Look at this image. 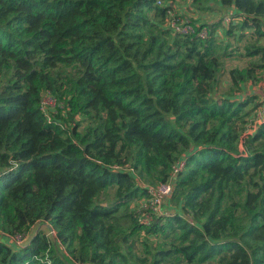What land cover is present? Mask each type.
<instances>
[{
  "label": "trees",
  "instance_id": "1",
  "mask_svg": "<svg viewBox=\"0 0 264 264\" xmlns=\"http://www.w3.org/2000/svg\"><path fill=\"white\" fill-rule=\"evenodd\" d=\"M215 1L201 38L168 10L213 0H0V235L44 225L0 264H264V0Z\"/></svg>",
  "mask_w": 264,
  "mask_h": 264
},
{
  "label": "built area",
  "instance_id": "2",
  "mask_svg": "<svg viewBox=\"0 0 264 264\" xmlns=\"http://www.w3.org/2000/svg\"><path fill=\"white\" fill-rule=\"evenodd\" d=\"M169 16V28L172 30L173 33L181 34V35H193L197 34L201 38H205L207 36L206 28H200L197 30L192 24L187 22L183 17H181L178 13H176L175 9L168 10ZM229 18H225V22H228ZM259 99H260V106L257 110V117L255 122L260 123L264 117V82L260 84L259 87ZM57 100L49 93H43L41 97V109L47 118L48 121L53 119V116L58 113ZM186 165V158L184 155H181L171 166L170 169V177L166 181L158 182L154 185H147V197L141 200V203L138 207L139 211V218L140 221L143 223H148L150 221V217L152 213H162V204L163 201L172 191V179L177 176L185 167ZM42 225V224H41ZM40 225V226H41ZM45 231L47 237H54L56 235L55 230L45 224ZM1 237L4 240L0 239L1 241L9 242L13 246L17 248H22L28 245L29 237L28 234H1Z\"/></svg>",
  "mask_w": 264,
  "mask_h": 264
},
{
  "label": "rangeland",
  "instance_id": "3",
  "mask_svg": "<svg viewBox=\"0 0 264 264\" xmlns=\"http://www.w3.org/2000/svg\"><path fill=\"white\" fill-rule=\"evenodd\" d=\"M178 1V0H177ZM190 5H184V9H185V11H186V14H187V16H188V18H191L190 16L191 15H194L195 14V18H197L198 20H201V22H203V23H206V22H210V21H212V20H215V19H217V18H219V17H222L225 13H226V11H224V9H220L219 8V5L217 4V2L215 1V0H213V2H212V6H213V8L212 9H205L204 11H200V10H197L191 3H189ZM224 13V14H223ZM226 26V25H225ZM218 36L220 37V40H224L223 39V31L222 30H219L218 31ZM235 62H232L231 64H234ZM260 72V71H259ZM260 74H262L261 72H260ZM222 80H223V84L224 85H229L230 84V81H229V79H228V76L225 74V75H223V78H222ZM261 83L262 82H264V81H260ZM260 82H258V83H255V84H253V85H251L250 86V88H251V91L250 92H253V93H258V91H259V83ZM260 83V84H261ZM135 205V204H134ZM164 210V206L162 207V209H161V211H163ZM42 226H44L43 224L40 226V227H42ZM39 227V228H40ZM45 229V228H44ZM35 231H37V230H35V228L31 231V233L32 232H35ZM1 233V232H0ZM30 237V236H29ZM29 237L27 238V240L29 239ZM0 239H2V240H4V238L3 237H1L0 236ZM150 241H153V239H149ZM54 244V245H53ZM52 245L56 248V250L58 251V252H62V253H64V254H66V250H65V248L61 245V244H59L58 242L56 243H53Z\"/></svg>",
  "mask_w": 264,
  "mask_h": 264
},
{
  "label": "crops",
  "instance_id": "4",
  "mask_svg": "<svg viewBox=\"0 0 264 264\" xmlns=\"http://www.w3.org/2000/svg\"><path fill=\"white\" fill-rule=\"evenodd\" d=\"M186 5H190L189 3H185ZM185 4H181V3H179V2H176L175 3V5H174V9H175V11H177V13H179V14H181L182 16H184L185 18H188V16H187V14H186V11H185V9H184V5ZM190 17H192V18H195L196 16H195V14L194 15H191ZM201 23H203V22H201ZM40 225H41V223H37V224H35L32 228H31V230L28 232V235L30 236L29 237V239L37 232V231H35V232H32L31 233V231L35 228V230H38L39 229V227H40Z\"/></svg>",
  "mask_w": 264,
  "mask_h": 264
}]
</instances>
